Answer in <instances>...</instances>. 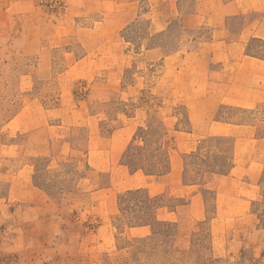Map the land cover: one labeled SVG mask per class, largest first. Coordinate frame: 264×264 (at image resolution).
I'll return each instance as SVG.
<instances>
[{
    "label": "rangeland",
    "instance_id": "rangeland-1",
    "mask_svg": "<svg viewBox=\"0 0 264 264\" xmlns=\"http://www.w3.org/2000/svg\"><path fill=\"white\" fill-rule=\"evenodd\" d=\"M160 121L181 180L150 176L181 251L160 263L264 264V0H0V264H133L153 233L112 170ZM211 137L234 184L187 157Z\"/></svg>",
    "mask_w": 264,
    "mask_h": 264
},
{
    "label": "trees",
    "instance_id": "trees-1",
    "mask_svg": "<svg viewBox=\"0 0 264 264\" xmlns=\"http://www.w3.org/2000/svg\"><path fill=\"white\" fill-rule=\"evenodd\" d=\"M168 132L163 122L148 123L145 129V137L142 144H131L125 154L124 162L130 171L143 170L147 176H165L171 171L170 155L168 151L167 142ZM227 138L225 137H211L202 142L201 148L188 154V158L195 160L197 164V174L207 181H211L217 176H226L231 173L234 165V145L228 146L227 155H217V157L211 158L202 153V151L208 146L210 150L214 146L223 148L226 145ZM154 145L158 148L155 149L159 154L161 153L160 161L155 162V158H150V152H153ZM148 154V155H147ZM207 159V162L205 161ZM199 161V163H197ZM209 161V162H208ZM132 196L136 199L135 203L130 210L134 214L133 217L138 220L136 224H152L158 222V211L160 208L166 206L162 203L163 196H152L146 188H139L136 190H129L124 194ZM123 196V197H124ZM127 209V212L131 213ZM161 232V233H160ZM178 233L177 223L172 221L163 222V228L160 231H156L147 237H140L136 240V247L133 251V264H157L163 259V254L174 256L175 253L181 252L174 246V240ZM172 239L171 249L173 253L168 249V240ZM171 240V241H172ZM186 251V250H185ZM184 251V252H185ZM188 252V251H186ZM186 256H182L179 260L184 263ZM192 260V257L188 258ZM162 264V263H160Z\"/></svg>",
    "mask_w": 264,
    "mask_h": 264
},
{
    "label": "crops",
    "instance_id": "crops-1",
    "mask_svg": "<svg viewBox=\"0 0 264 264\" xmlns=\"http://www.w3.org/2000/svg\"><path fill=\"white\" fill-rule=\"evenodd\" d=\"M260 25L255 26L254 29L259 28ZM240 45H242L240 43ZM243 57H250V55H246L243 54ZM178 168H179V163H178ZM179 169L175 170V168H172V171H170V173H168V179H169V185L173 186V185H179L181 180L180 178L178 179H174L173 177L180 175L179 173ZM116 173L115 179L112 181V186H110V189L115 188V184H136V188H147L148 192L150 194L153 195V191H155V189H162L161 185L157 182H155L154 180L150 179V176H147L144 172L141 171H130V169L128 168V166H126L125 164H121L120 166H118V168L116 169V172L112 170V174ZM179 177V176H178ZM224 179H227L226 181H230L232 182V184H234L236 179H233V176H223L222 181H224ZM230 182V183H231ZM229 183V182H228ZM254 184H246L244 186H242V184H240V196H237L236 193L233 194V196H231L234 199V204L236 206H240V207H246L250 204V201L252 199L255 198V188H254ZM162 190L156 191L154 193V195H158L161 194ZM242 193L244 195H242ZM196 197H198V194H195L193 196V199H195ZM192 205V203L190 205H188L189 207ZM247 209L245 210L246 213ZM130 229L134 230L138 235H145L148 233H154L156 231V229L153 227V225L151 224H143V225H136L131 227Z\"/></svg>",
    "mask_w": 264,
    "mask_h": 264
}]
</instances>
